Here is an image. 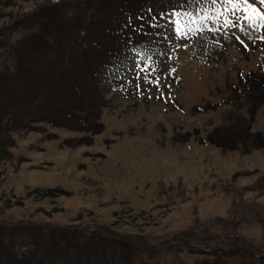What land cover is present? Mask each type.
<instances>
[{
  "label": "rangeland",
  "instance_id": "obj_1",
  "mask_svg": "<svg viewBox=\"0 0 264 264\" xmlns=\"http://www.w3.org/2000/svg\"><path fill=\"white\" fill-rule=\"evenodd\" d=\"M13 1L5 9L11 15L0 17V33L32 13L36 24L29 29L26 19L27 26L6 37L12 49H0V69L11 73L27 66L23 47L40 45L13 46L47 34L40 9L53 7L50 18L58 21L48 34L61 37L58 10L65 4L77 25L90 0ZM147 3L161 8L165 2ZM208 23L211 31L207 26L178 39L176 23L159 20L156 42L143 49L167 55H153L155 71L143 58L119 63L129 77L123 89L104 91L95 134L88 130L92 120L42 122L16 136L0 181V264H18L15 258L21 264H264V142L249 155L235 151L243 128L264 134V97L236 98L227 88L264 69V29ZM106 25L83 45L95 61L109 41ZM145 67L148 72L140 71ZM158 75L159 90L142 79ZM229 120L239 128L217 135L222 150L210 135Z\"/></svg>",
  "mask_w": 264,
  "mask_h": 264
},
{
  "label": "trees",
  "instance_id": "obj_2",
  "mask_svg": "<svg viewBox=\"0 0 264 264\" xmlns=\"http://www.w3.org/2000/svg\"><path fill=\"white\" fill-rule=\"evenodd\" d=\"M98 1L100 5L101 3L104 5L102 10L100 5L96 4ZM164 2L161 8H153L148 5L147 0H90L85 2L87 6L84 7L81 17L77 19L80 21L77 25L71 17H67V13L65 14L64 7H67L64 4L58 10V18L63 25L62 23L55 25L56 28L63 27L64 32L61 31V37L57 34H48L50 25L58 21L53 17L50 18V15H53V7L47 11L45 8L40 9V30L43 28L47 34H39V38L36 36L32 39L25 38L24 41L13 46L25 45L26 42L34 43L33 45L36 46L35 41L38 40L40 48L23 47V45L22 57L27 66L20 65L14 73H11L8 67H4L3 72L0 69V181L6 173V169L2 166L12 162L14 158L12 150L17 145L16 136L26 135L39 123L50 122L58 126L59 121L67 122L69 125L76 121L80 124L85 122L91 124L93 120V125L88 129L89 133L95 134L98 131L94 122L100 118L101 111L105 107L104 91L113 89L117 85L121 86L120 75L117 73L115 76L116 71L112 62L126 60L134 50L136 52L140 47L154 45L153 42L156 41L151 37L155 36V28L160 26L159 20L161 21L171 11H175L182 3L181 0H164ZM118 3L121 6L116 9ZM15 5L17 3L13 0H0V17L10 16V12L5 9ZM89 11H92L91 17H86ZM26 19L31 21L28 28H34L36 24L34 13L21 20L16 19L14 23L5 26L0 33V49L11 47L6 37L10 36L12 30L27 26L24 22ZM130 21L131 26H129ZM107 22L110 23L109 35H107L109 41L104 46L100 45L104 48L99 54V60L95 61L93 55L90 56V49H86L83 45L92 42L98 27L103 26V23L107 26ZM82 31L85 32L84 37L81 36ZM240 79L238 86L229 84L230 96L234 94L236 98H240L250 93L249 96L264 97V69ZM262 104L264 105V101ZM260 109L259 106L252 116H257ZM227 122L210 135L212 145L222 150L224 148L217 142V135L227 129L239 128L235 125V121ZM243 129L245 131L241 132L244 140L239 141L235 151L249 155L251 148L255 146L259 149L263 148L258 147V143L263 145L264 135L252 133L251 127ZM22 261L15 258L18 264Z\"/></svg>",
  "mask_w": 264,
  "mask_h": 264
},
{
  "label": "snow or ice",
  "instance_id": "obj_3",
  "mask_svg": "<svg viewBox=\"0 0 264 264\" xmlns=\"http://www.w3.org/2000/svg\"><path fill=\"white\" fill-rule=\"evenodd\" d=\"M187 2L194 4L196 8L194 12H185L183 15L175 13L176 16L180 17L175 22V35L178 39H185L189 34L202 33L207 28L208 21H211L213 24L222 22L224 27H232L243 21L253 31L264 29V9L257 7V4L264 5V0H187ZM185 16L189 18L188 23L184 21ZM231 17H234L235 20L231 19ZM192 24H196V27H192ZM129 26H131V21L129 22ZM208 30L211 31V29ZM241 31H244V29L241 28ZM200 40L201 43L204 42L203 35H201ZM136 51L146 61H152L149 67H152L153 71H155L156 65L153 55H167L166 52L154 53L148 49H137ZM113 68L117 73L121 71V66L119 65H113ZM140 71L148 72V67L141 68ZM142 79L145 83L152 84L159 90L163 77L158 75L155 80H149L147 76H144ZM136 86L137 88L140 87L139 84ZM161 95L163 94L161 93Z\"/></svg>",
  "mask_w": 264,
  "mask_h": 264
}]
</instances>
